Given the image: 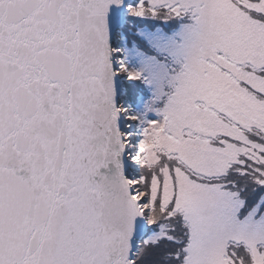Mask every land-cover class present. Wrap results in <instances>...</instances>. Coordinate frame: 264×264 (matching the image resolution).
<instances>
[{"label":"snow or ice","instance_id":"snow-or-ice-1","mask_svg":"<svg viewBox=\"0 0 264 264\" xmlns=\"http://www.w3.org/2000/svg\"><path fill=\"white\" fill-rule=\"evenodd\" d=\"M0 264H264V0H0Z\"/></svg>","mask_w":264,"mask_h":264}]
</instances>
